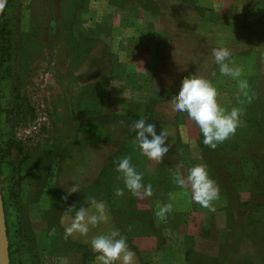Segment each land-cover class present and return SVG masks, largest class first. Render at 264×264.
Returning <instances> with one entry per match:
<instances>
[{
	"label": "rangeland",
	"instance_id": "1",
	"mask_svg": "<svg viewBox=\"0 0 264 264\" xmlns=\"http://www.w3.org/2000/svg\"><path fill=\"white\" fill-rule=\"evenodd\" d=\"M117 2L6 0L0 11V195L11 264H96L91 238L116 229L125 234L127 223L139 226L127 237L137 264H215L218 256L225 261L237 252L252 264H264V252H256L250 242L223 236L222 211L209 217L208 209L190 201V189L173 183V173L186 176L202 160L199 128L168 103L184 78L201 76L216 88L226 111L251 109L258 96L255 112L264 127L263 9L256 0ZM50 13L57 22L55 35L46 34ZM255 21L253 32L245 30ZM219 47L229 49L230 67L248 75H222L211 55ZM240 80L247 81V95L238 87ZM135 111L155 125L157 135L170 131L161 163L140 151L133 156V146L130 153L127 142L132 144L136 133L126 125ZM125 156L135 170L142 161L154 178L153 195L138 199L131 194L132 205H125L126 189L123 196L115 195L116 188H124L115 167ZM111 160L105 190L97 175ZM256 169V180L263 181V153ZM74 183L81 190L63 200ZM89 196L106 203L108 223L90 228L86 237L65 239L70 217L87 207ZM239 197L244 201L248 191L241 190ZM169 203L172 211L157 216ZM246 205L234 208L236 220ZM149 218L150 229L145 226Z\"/></svg>",
	"mask_w": 264,
	"mask_h": 264
},
{
	"label": "clouds",
	"instance_id": "2",
	"mask_svg": "<svg viewBox=\"0 0 264 264\" xmlns=\"http://www.w3.org/2000/svg\"><path fill=\"white\" fill-rule=\"evenodd\" d=\"M6 0H0V11L5 7ZM213 62L219 65L222 75L237 78L241 75L239 68L229 66L231 53L226 47L212 49ZM238 87L244 91L247 89V81L240 80ZM217 90L212 83L197 75H191L182 80L177 95L168 101L170 108L175 112L186 113L189 120L193 121L203 136V144L215 150L219 144L224 143L235 135L240 123L242 110L233 107L226 111L217 101ZM251 97H249V101ZM130 133L135 132L134 141L140 150V154L148 160L161 163L162 157L168 153L169 145L166 143L170 136L168 129H162L157 135L155 125L147 123L140 118L126 125ZM151 137V139H149ZM131 157L125 156L116 164L115 170L122 180L124 188H116L115 195L121 197L125 189L138 199H144L153 195L152 185L142 183L143 173H138L131 164ZM172 181L181 188L190 189V201L199 204L209 211H215L213 202L219 199V187L210 178L206 165L198 164L187 170L185 176L180 171L173 173ZM81 190L78 183L66 187L68 195ZM68 208L65 213L72 211ZM172 211V205L165 204L157 216H163ZM110 219L107 205L102 200L89 196L87 207H80L75 211L74 217H70V223L65 227V239L75 234L86 237L90 228L108 223ZM52 233L55 232L53 228ZM90 246L95 253L96 264H137L135 253L129 249L127 239L118 229L110 230L107 234H98L91 238Z\"/></svg>",
	"mask_w": 264,
	"mask_h": 264
},
{
	"label": "trees",
	"instance_id": "3",
	"mask_svg": "<svg viewBox=\"0 0 264 264\" xmlns=\"http://www.w3.org/2000/svg\"><path fill=\"white\" fill-rule=\"evenodd\" d=\"M112 3H119L118 0H109ZM256 7L260 6V8L264 11V0H256ZM51 12V11H50ZM76 12V8H75ZM73 15H75L72 12ZM256 20V19H255ZM245 30H249L250 32L254 31V28L257 27L258 22L255 21L254 25L251 24H245ZM2 25H0V36H1V28ZM256 26V27H255ZM57 29V22L56 18L52 13H50V17L47 20L46 24V34L47 35H55V31ZM251 44H255L253 41ZM252 46V45H251ZM249 51L251 52V49H253V46ZM241 53H244V57L246 55V51H243ZM243 54H241V58L243 59ZM243 61V60H242ZM248 74H245L241 72L240 76H247ZM258 103L259 98H255L253 100V105L251 109H244L243 107H239L240 109L245 110L242 111V115L240 119L243 121L241 128L243 129L239 133H235L233 137L226 140L224 143L219 144L215 150L210 149L209 147L205 146L203 144V136L200 131H198L197 136V144L200 149V157L202 160V164L206 165L208 173L210 178H212L217 186L219 187V199L216 200L214 204L215 210L222 211V222L223 227L221 228L223 232L224 237H228L230 239L234 238L238 243L242 241V239L247 240L250 242L252 248L255 249V251H263L264 252V180H256L257 178V166H258V156L259 154H264V127H262V123L260 122V119L257 118V113L255 112L258 109ZM244 104V103H240ZM247 105V104H244ZM224 108V105H222ZM149 112L146 109V113ZM132 121H136L140 118H142V113L139 116L138 113L130 112ZM145 119V118H144ZM133 137V135H132ZM127 138H131L127 136ZM135 138V136H134ZM134 138L129 142H127L128 149L130 153L132 152V146L134 147V154L138 155L139 148L137 145H135ZM9 144H7L8 147ZM122 146V144H121ZM117 153V152H116ZM115 153V154H116ZM135 155V156H136ZM2 158V151L0 147V163ZM143 160V158H141ZM108 168H102L100 169L98 173V182L99 183H105V190L107 189L108 181L104 180L103 177L108 175L110 172V169L112 165L114 164L113 160L107 162ZM138 167L136 168V171L138 173H143V179L142 183L144 185L151 184L154 185V178H150L149 172L146 170L145 165H143L142 161L140 162L139 159L137 161ZM256 180V182H255ZM223 181V182H222ZM226 181H228V185H226ZM255 186L253 189L252 186ZM160 189H164L163 187ZM241 190L248 191V198L244 201H241L239 197V193ZM107 193V191H106ZM133 196H131L128 201L125 203V205H132L133 204ZM160 195L156 199H159ZM2 203H3V197H2ZM193 204L191 207H193ZM248 204V208H246V212L240 216V219L236 220L234 218V208L239 205ZM197 205V204H195ZM254 207H258L262 210L261 213H258L257 208L254 209ZM3 209H4V218H5V225H6V217H5V206L3 203ZM182 214V213H181ZM214 214V211H210V215ZM149 224V229L154 226L153 221L149 218V221L145 224L147 226ZM225 227V228H224ZM224 228V229H223ZM138 227H133L129 223H127V226L124 228V233L122 232V235L126 237L132 235L131 232L133 230H138ZM231 229H233L231 231ZM127 244L129 247H131V244L128 242ZM162 244V241L158 240L157 245L159 246ZM183 249V255L186 257V259L189 257L187 247L182 248ZM238 249V248H236ZM6 250L8 254V247L6 244ZM236 251V250H235ZM236 253V252H235ZM199 254V253H198ZM234 254V253H233ZM238 252L236 253V255ZM201 255V254H200ZM232 255L227 260H222L221 256H218V259L220 261H217L215 264H252L251 261H249V258L246 256L241 255V253L238 254L239 259H236L235 256ZM9 258V264H11V259L8 254ZM222 260V261H221Z\"/></svg>",
	"mask_w": 264,
	"mask_h": 264
},
{
	"label": "water",
	"instance_id": "4",
	"mask_svg": "<svg viewBox=\"0 0 264 264\" xmlns=\"http://www.w3.org/2000/svg\"><path fill=\"white\" fill-rule=\"evenodd\" d=\"M5 218L2 203V195H0V264H9V258L6 250L5 238Z\"/></svg>",
	"mask_w": 264,
	"mask_h": 264
},
{
	"label": "crops",
	"instance_id": "5",
	"mask_svg": "<svg viewBox=\"0 0 264 264\" xmlns=\"http://www.w3.org/2000/svg\"><path fill=\"white\" fill-rule=\"evenodd\" d=\"M202 252H204V251H202Z\"/></svg>",
	"mask_w": 264,
	"mask_h": 264
}]
</instances>
